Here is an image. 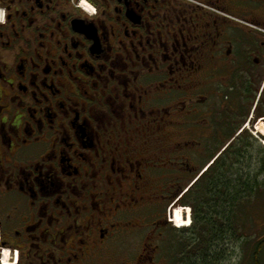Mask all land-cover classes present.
Segmentation results:
<instances>
[{
    "label": "flooded vegetation",
    "instance_id": "1",
    "mask_svg": "<svg viewBox=\"0 0 264 264\" xmlns=\"http://www.w3.org/2000/svg\"><path fill=\"white\" fill-rule=\"evenodd\" d=\"M0 8V264H178L191 163L264 145V0Z\"/></svg>",
    "mask_w": 264,
    "mask_h": 264
},
{
    "label": "trees",
    "instance_id": "2",
    "mask_svg": "<svg viewBox=\"0 0 264 264\" xmlns=\"http://www.w3.org/2000/svg\"><path fill=\"white\" fill-rule=\"evenodd\" d=\"M248 147H219L181 197L184 205L192 206L193 229L197 235V239H193V243L197 245V254L192 259L184 256L181 264H189L190 261L191 264L219 262L230 256L228 250L230 245L237 244L235 241L239 242L240 249L244 251L249 243V235L254 237V244L249 248V262L260 264V258L264 254V204H261V185L264 182H259L258 175L264 163L261 159L257 160L255 167L259 168L253 180L249 177L250 174H244L245 171L241 170L244 165L242 161H251L247 157ZM254 199L259 202L256 206L258 210H248L246 206ZM244 220L250 223L249 230L245 229ZM254 220L262 221V224L255 223Z\"/></svg>",
    "mask_w": 264,
    "mask_h": 264
},
{
    "label": "rangeland",
    "instance_id": "3",
    "mask_svg": "<svg viewBox=\"0 0 264 264\" xmlns=\"http://www.w3.org/2000/svg\"><path fill=\"white\" fill-rule=\"evenodd\" d=\"M219 146H210L205 148V152L204 154H201L198 159H195L193 163H191V173L188 174L189 178L186 181L185 185H184V190L187 189V187L190 186L192 180L194 179V177H196V175L201 171L202 167L204 166V164L206 162H208L210 156H212L217 150H218ZM248 155L247 157L250 158L251 161H242L244 163V165L241 166V170L243 169L245 173L250 174L249 177L252 179L258 172V168L259 167H255L256 162L258 159L263 160L264 163V145L259 144V145H253V146H249L248 147ZM185 153V152H184ZM246 163V164H245ZM251 164V166H250ZM251 168H249V167ZM255 170H257L255 172ZM260 174L258 175V180L259 182L263 183L264 182V167H261ZM253 180V179H252ZM262 187V203L264 204V184L261 185ZM183 190V191H184ZM186 191V190H185ZM191 203L193 204V201H191ZM259 204V202H256L255 199L252 201H249V204L246 206L248 210H258V208H256V206ZM181 209L182 211H184L183 215L186 218V222L188 224V227H184L182 229L176 228L174 224H172L170 226V231L167 234V239L165 242V245L168 249V251L173 250V252L177 253L176 256V263L181 264L180 261L182 262L181 258H184V256H188L192 259V257L194 258V255L197 254V250L196 248V243H193V239H197V235L196 232L193 229V217H194V212L192 209V206H187L185 205L183 206H179L178 204L172 209L171 214H168V211L166 213L167 219L168 220H172V216L173 213L178 210ZM187 214V215H186ZM183 216V217H184ZM252 216H253V212H252ZM255 223H260L262 224V221H258V220H254ZM245 223V229L249 230L250 228V223H247V220H244ZM254 223V224H255ZM249 225V227H248ZM192 231V232H189ZM246 232V231H245ZM251 235H249L250 237ZM247 238L248 246L245 247V250H241L240 246L238 245V241H235L237 244H232L230 245V249L229 251V255L227 256V258L222 259L221 261H214L213 264H250V260H249V255L251 254V252L249 251V248L252 247V245L254 244V242H252V240L254 239V237H250ZM187 242V243H186ZM164 245V247H165ZM187 246V247H186ZM248 250V251H247ZM162 264H171L170 263V259L167 258H162ZM208 264V263H206ZM260 264H264V254L261 256L260 258Z\"/></svg>",
    "mask_w": 264,
    "mask_h": 264
},
{
    "label": "bare ground",
    "instance_id": "4",
    "mask_svg": "<svg viewBox=\"0 0 264 264\" xmlns=\"http://www.w3.org/2000/svg\"><path fill=\"white\" fill-rule=\"evenodd\" d=\"M172 222L176 228L182 229L188 227V224L183 220V211L181 209L176 210L172 216Z\"/></svg>",
    "mask_w": 264,
    "mask_h": 264
},
{
    "label": "built area",
    "instance_id": "5",
    "mask_svg": "<svg viewBox=\"0 0 264 264\" xmlns=\"http://www.w3.org/2000/svg\"><path fill=\"white\" fill-rule=\"evenodd\" d=\"M4 12L3 10L0 8V25L4 24Z\"/></svg>",
    "mask_w": 264,
    "mask_h": 264
},
{
    "label": "snow or ice",
    "instance_id": "6",
    "mask_svg": "<svg viewBox=\"0 0 264 264\" xmlns=\"http://www.w3.org/2000/svg\"><path fill=\"white\" fill-rule=\"evenodd\" d=\"M88 7H90V6H88ZM92 11L94 12V11H95V9H92Z\"/></svg>",
    "mask_w": 264,
    "mask_h": 264
}]
</instances>
